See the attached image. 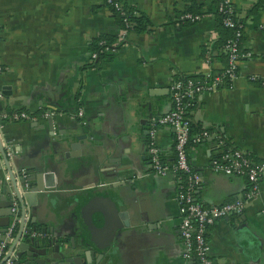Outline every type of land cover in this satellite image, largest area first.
<instances>
[{"label": "crops", "instance_id": "0c3cea01", "mask_svg": "<svg viewBox=\"0 0 264 264\" xmlns=\"http://www.w3.org/2000/svg\"><path fill=\"white\" fill-rule=\"evenodd\" d=\"M118 1L147 17L144 29L122 36L105 0H0V140L14 171L40 175L31 179L46 193L48 218L40 227L53 226L76 241L83 227L85 234L110 242L96 264H184L182 213L170 166L174 129L161 125L156 131L167 166L160 173L148 154V128L152 118L172 108L174 78L200 80L226 67L220 0ZM230 1L244 31L239 75L198 94L191 110L193 121L211 132L189 149L201 175L197 198L205 205L244 196L249 186L243 175L214 169L223 149L264 160V0ZM190 7L201 18L181 21L178 16ZM103 36L116 41L94 60L92 41ZM20 110L33 117L2 116ZM4 179L8 172L0 152V228L13 216L1 193ZM36 198H24L26 221ZM86 202L89 210L118 203L127 224L105 228L108 220L122 221L112 206L106 217L100 211L81 217ZM263 207L264 175L260 192L247 199L242 213L209 226L210 256L217 264H264Z\"/></svg>", "mask_w": 264, "mask_h": 264}, {"label": "built area", "instance_id": "2783aa9c", "mask_svg": "<svg viewBox=\"0 0 264 264\" xmlns=\"http://www.w3.org/2000/svg\"><path fill=\"white\" fill-rule=\"evenodd\" d=\"M105 1L115 7H119L121 4L118 0ZM218 10L223 14L224 24L234 28L233 35L225 43L228 63L224 71L222 73H208L203 82H198L193 77L179 76L174 78L169 84L172 108L152 118L148 128V154L152 168L160 173H165L167 166L160 159V150L155 140L156 131L161 125H169L174 129L175 158L172 168L176 172L177 178L175 198L182 213L180 234L183 240L182 257L184 264H192L193 262L196 264H217L210 256V244L207 238L209 226L219 218L232 213H242L247 199L260 192L261 178L264 175V160L256 162L245 151L237 148H225L222 150L221 156L213 160V167L215 170L227 174L245 176L249 184L245 195L231 201L212 205H205L197 198L201 175L190 160L189 149L191 145L199 144L205 140L211 135V132L206 128L196 132L191 130L192 115L189 114V107L196 105L198 94L213 89L225 80L233 81L239 75V62L245 55L241 49L244 35L243 24L237 21L233 15L235 13L233 3L230 0H220ZM178 18L181 21L195 22L201 18V13L185 11ZM125 30L121 33L122 36ZM91 55L95 57L97 52H92ZM77 113L82 115V109H79ZM2 116L21 119L31 115L20 110L3 113ZM218 141L223 142L224 139L219 137ZM22 173L25 175L24 170ZM19 210V201L12 195L10 211H12L13 216L6 228L4 238L0 241V264H13V260L10 256H6V253L8 243L18 228ZM262 212L264 213V207ZM34 233L42 234L37 230Z\"/></svg>", "mask_w": 264, "mask_h": 264}, {"label": "water", "instance_id": "95a60500", "mask_svg": "<svg viewBox=\"0 0 264 264\" xmlns=\"http://www.w3.org/2000/svg\"><path fill=\"white\" fill-rule=\"evenodd\" d=\"M0 152L8 172V179L3 180L1 187V193L3 192L5 195V205L10 210L11 196L14 195L18 199L20 207L19 225L13 238L8 243L6 256H10L13 264H96L98 262L96 257L101 258L104 256L110 248V242L102 243L96 233L92 235L90 233L85 234L83 227L80 230L82 239L78 241L69 237L70 233L67 234V232L60 229L54 230L53 226L40 227L43 224L41 222L47 223L46 219L48 218L46 210L43 209L45 192L42 190L44 187L39 182L35 186L31 185L32 176L36 175L38 178L40 175L38 173L24 175L20 170L14 171L9 165L8 156L1 140ZM106 193L98 195L104 197ZM7 196H10V198ZM28 196H37L36 199L39 198V202L35 200L34 207L29 212L31 214L30 220L26 221L27 207L24 198ZM87 202L80 207L81 217L92 218L95 211H100L106 217V214L114 208L113 210L122 218V221L113 223L108 220L104 223L105 228L111 231L114 226L119 229L123 224H127L126 211H118V203L113 202L111 204L112 209L109 204L106 209L99 207L98 209L89 210ZM2 225L4 227L0 228V241L4 238L7 224ZM40 228L48 234L34 233Z\"/></svg>", "mask_w": 264, "mask_h": 264}, {"label": "trees", "instance_id": "16d2710c", "mask_svg": "<svg viewBox=\"0 0 264 264\" xmlns=\"http://www.w3.org/2000/svg\"><path fill=\"white\" fill-rule=\"evenodd\" d=\"M106 4L109 6L110 12L116 17L119 25L124 30L125 29L126 30H132V29L142 30V29H144V27L148 23L147 22L148 21L147 17L145 15L141 14L138 11L137 7H135L133 5L121 2L119 7H115L112 4H110V3L106 2ZM218 4H219V2H218ZM217 10H218V7H217ZM185 11L196 12L194 7H190L189 9H186L183 12H185ZM218 13L220 15V28L219 29H220V32L222 34L221 43L223 44V46L225 48V43H226L227 39L233 35L234 28L226 26L224 24V22H223V14L219 10H218ZM233 15H234L235 19L238 21V19L236 18L235 13ZM183 22H191V21L185 20ZM113 41H116V40H113V38L111 36H108V37L107 36L106 37L105 36L97 37L95 40H93L92 41L91 52H97V55H96L97 57L95 56L94 60H96V58L98 59V58H101V57L105 56L106 54H108L105 51H103V48L105 46L113 47L114 45H112V43H111ZM226 52H227V50H226ZM227 56H228V52H227ZM224 69L218 71L217 73H222L224 71ZM189 77H191V76H189ZM194 79L196 81H198V82H203L205 78L204 79L202 78L200 80L196 79V78H194ZM223 82L230 83V81H228V80H225ZM193 108H194V105L189 107V111H190L189 114L190 115H192L191 114V110ZM201 129H203V128H201L192 119V121H191V130L193 132H196V131H199ZM160 159L163 162V158H161V155H160ZM173 161H174V159L171 161V164H170L171 167H172Z\"/></svg>", "mask_w": 264, "mask_h": 264}]
</instances>
